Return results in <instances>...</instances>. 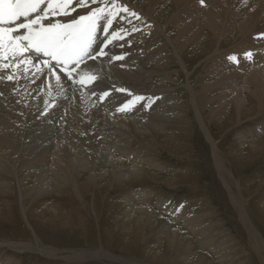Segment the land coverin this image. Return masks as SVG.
I'll return each mask as SVG.
<instances>
[{
  "label": "bare ground",
  "instance_id": "obj_1",
  "mask_svg": "<svg viewBox=\"0 0 264 264\" xmlns=\"http://www.w3.org/2000/svg\"><path fill=\"white\" fill-rule=\"evenodd\" d=\"M120 2L137 12L143 19L133 20L132 23H114V29L123 27L129 30L128 34L123 40L114 41L109 46L108 57L100 58L94 63L89 62V68L99 75L100 88L96 91L111 90V95L104 101L91 95V86L81 88L78 85L66 84L64 96H56L55 81L52 80L55 107L50 108L45 116L41 115L45 108L44 101L48 99L52 102V98L47 95L46 77L36 79L32 75L34 69L24 73L22 66L16 70L17 78L14 81H0V219L14 222L13 234H10V238H1L0 246L20 252L40 251L44 255L77 264L98 257H109L123 264H214L207 255L197 249L205 247L211 248L218 255L221 264H237V260L234 262L236 255L226 256L227 253L220 252L224 246L218 242L217 236L222 230L215 235L212 232L214 225L212 227L211 223L205 224L201 221L208 213L191 215L182 203L178 206L171 205L164 196H157L149 188L141 187L142 189L131 192L130 185L133 182L151 178L153 175L162 177L159 173L150 171V168L164 167L159 159L155 160L146 150L139 155L141 152L132 147V143L140 137L151 138L148 143L151 150L155 145H163L158 137L166 136L171 141L178 138L171 126L178 122L179 109L183 106L184 113H189L186 104L180 103L179 98L169 92V87L159 83L147 85L149 80L145 78L150 79L160 68L163 69L167 53L163 54L162 47L166 43L172 46L173 54L187 68L183 52H186L188 46L195 48L202 41L198 46L201 52H207L208 55L213 50L211 55L205 58V61L210 62L208 73L203 76L206 83L202 85L201 90H197L190 83V75L196 65V57L193 56L194 68L189 70L190 66L186 70L188 97L199 124L211 142L214 160L218 163L216 153L219 147L212 141L209 131L211 128L204 125L201 97L204 96L203 101L208 106L210 119L220 127L230 125L221 121L225 119L226 114H223L215 102L210 105L214 97L213 89L217 86L228 91L223 97H227L224 103L230 104L229 123H239L246 118H252V115L243 113L248 101L251 102L253 111L257 106L260 112L261 109L264 110V38H260L261 34H264V0H205L204 5H201L199 0ZM77 11L84 14L88 9ZM163 17H166L164 21ZM133 24L138 31H131ZM148 24L151 25L150 28L146 26ZM231 37L230 44L223 45V40ZM212 40H217L214 49L213 45L209 44ZM248 51L253 53L251 60L244 56ZM232 54L237 55L239 65L226 59ZM113 55H123L125 58L121 61L111 60ZM162 71L159 70V73ZM7 74H10V70L0 73ZM159 80L162 81V78ZM120 87L135 94L142 93L143 96L158 99H154L149 108L138 104L132 111L120 113L116 111L117 107L124 103L126 98H130L126 97L125 93L114 90ZM207 90H211V93L207 94ZM245 116L247 117L243 119ZM185 118L180 119L182 121ZM237 133L238 141L234 140L232 143L233 152L245 153L247 157H254L255 160L264 158V118L256 125L247 127L246 130L241 129ZM175 142L177 143L176 140ZM146 153L148 156L142 158ZM126 156L133 158L126 162ZM175 175H169L168 178L172 177L169 179L170 183L176 182ZM220 176L222 179L223 176ZM183 178L182 181L187 182V174H184ZM259 183L263 184L264 180H259ZM105 194H109L108 199H111L107 204L106 209L109 212L104 220L111 223L109 229L113 231L111 238L114 239L110 241L111 245L122 244L123 248L125 242L132 246L140 243L143 249L148 250L152 232L156 225L159 226L157 243L152 247L153 252H148L142 261L136 260L130 254H113L108 252L109 250L99 248L104 239L101 231L97 236L93 234L94 236L87 237L90 244L95 237L98 246L86 251L73 248L70 254H63L61 248L58 252L54 246H48L45 242V247L42 248L32 241L14 237L24 235L25 225L32 230V224L35 231L45 226L74 227L76 220L71 210H65L61 205L60 201L63 200L74 204L72 207L79 216V222L84 225L88 222L87 213L91 208L93 213L95 212L92 206L94 202L101 207ZM150 197L156 198L158 207L172 212L171 217L177 222L175 225L183 221L180 228L187 229L188 234H184L179 226L159 220V214L148 206L147 199ZM26 202L29 203L28 206ZM259 203L264 206V200ZM118 204L121 206L115 209ZM14 210L18 213L13 212ZM255 211L263 216L261 225L264 227V208L256 206ZM159 213L161 214V211ZM240 213L244 216L245 223L254 230V238L258 241L257 248L261 251L263 249L264 255V237L246 219L247 212L241 210ZM16 214L25 218L20 226L18 221L15 223ZM96 217L98 226V214ZM115 231L118 232L116 238ZM190 235L197 238L200 246L193 243ZM31 236L38 240L43 238L40 232ZM11 259L9 256L1 264H11Z\"/></svg>",
  "mask_w": 264,
  "mask_h": 264
},
{
  "label": "rangeland",
  "instance_id": "obj_2",
  "mask_svg": "<svg viewBox=\"0 0 264 264\" xmlns=\"http://www.w3.org/2000/svg\"><path fill=\"white\" fill-rule=\"evenodd\" d=\"M164 18L166 17L162 18L163 21ZM231 40L232 37L229 39H224L223 45H229ZM201 42L196 45L195 48L188 46L186 52H183L182 55H184L183 59L188 66L187 68L183 66L180 59L175 56V54H173L172 46L166 43V45L162 47L163 54L167 53L165 54L167 56L166 64L163 65V69H159L160 71H163L159 73L158 70V73H156L155 76L151 77L150 79L145 78V80H149L147 82V85L159 83L163 86H166L167 88L169 87V92H171L174 97H178V101L180 103L184 105L186 104L190 114L188 112L184 113L183 106L182 109H179L180 112L178 116L180 118L186 117L187 119L185 118L186 120L183 119L181 121V119L179 118L178 122L181 121V123L177 124L178 122H176L171 126L178 137L177 139H175L177 143L175 142V140L171 141L166 136L158 137L157 139H159L163 145H155L156 147H151V150L148 147V143L151 141V138L140 137L136 140V142L132 143V147H135V149H138L137 151L141 152L139 153V155H142V152L146 150L155 160L158 161L159 159L164 167H162L163 169H157L153 167L150 168V171L154 172L155 174L159 173L162 176L161 178L153 175L151 176V178L142 179L139 180V182H133L130 185V189H132L131 192H134L136 191V189L140 190L142 188H149V190L154 191L157 196H164L163 198L170 202L171 205L174 204L175 206H178L182 203L181 205H184L187 212L191 213V215L200 214L202 212L204 214L208 213V215H206L208 218L205 216L201 218V221H203V223L205 224L211 223L212 227L214 225V231L212 232L215 235H217L216 232L222 230V233L217 236L219 240L218 242H221V246H224L220 251L222 252V254L227 253L226 256L236 255L237 258L234 259V262L235 260H237V264H264L263 249L261 251L257 248L256 244H258V241H256L254 238L256 237L253 232L254 230L252 231L249 225L245 223V218L240 213L241 210H245L247 212L246 219H248L252 227L264 237V227H262L261 225L263 216L259 215L255 211L256 206L262 209L264 208V206H261V204L259 203V201L264 200V183H259V180H264V158L255 160L254 157H247L245 153L239 154L238 152L232 151V143L234 142V140L238 141L239 133L237 132L241 129L246 130L247 127H252L258 122L262 121V119L264 118V110L261 109V112L263 111L261 113L258 110L257 106V108L253 111L251 108V102L248 101V104H246V111L243 113H248L247 116L252 115V118H246L247 116H245L243 117V119H246H244L242 122L238 123L237 121H235L232 124L229 123L228 120L230 118V104L227 105V103H224V100H226L227 97H223V95L227 94L228 91L226 90V88L219 89L218 87L221 86H217V88L213 89L212 93L214 97L213 102H211L210 105H214L215 102V104L219 109H221L223 114H226L225 119L221 121H226L227 124L230 125L228 127H220L214 122L212 118L210 119L208 115V106L203 101L204 96L201 97L202 101L200 104L202 105L204 111V125L205 127L211 128L209 129V131L212 134V141L214 143H217L219 147V151L216 153L218 161V163L216 164L211 142L206 136L205 131H203V127L201 126V124H199L200 122H198L195 116L194 109L189 104L188 97L189 87L188 74L186 70L189 69L190 66L191 67L189 70H192L195 67L194 72L190 75V83L192 84V86H194L197 90H201L202 85L206 83L205 79H203V76L208 73L207 68L210 65V62L205 61V58L209 57L213 50L208 55L207 52H201L200 47H198L199 45H201ZM209 44L210 46L213 45L212 49H214L217 45V40H212V42L209 41ZM193 56L196 57V65L192 68V66L194 65V59L192 60ZM162 74L165 76H163ZM161 78L162 81L159 80ZM207 91V94L211 93V90ZM141 95L143 94L141 93ZM138 114L140 113L138 112ZM147 156V153L143 154L142 158H145ZM132 158L133 156L124 157L126 162H130ZM170 170L174 171L171 172ZM172 173L176 174L174 177V179H176V182H174V184L172 182L170 183L169 181V179H172V177L168 178ZM184 174H187V182L182 181L184 179ZM220 174L223 176L222 179ZM201 196L203 197V199H201ZM232 196L235 199H233ZM108 198L109 194H105L104 201H102L100 205L101 207H99L98 204L94 202L92 206H94L95 212L93 213V208H91V211L87 213L88 222H85L84 225H81L79 222V216L75 213V209L72 207L74 204L63 200L60 201V203L65 210H71L72 215L76 220V225L74 226H77L76 228L67 225H55L52 227L45 226V228H41L35 231V227L32 224V230L28 225L24 224L26 226H23L24 235H15L14 237L32 241L36 246L42 248L45 247V242L48 243V246H54L55 250H57L58 252L59 248H61L63 249V254H70V251L73 248L86 251L94 248L95 246H98V241L95 239V237L92 239V244L88 242L89 239L87 237H90L91 235L97 236L101 231L102 237L104 239L103 245L98 246L99 248L109 250L108 252L111 251V253L113 254H130V256H134L136 260L142 261L147 257L148 252H153L152 247L157 243L156 236L159 226L156 225L155 229L152 232V237L150 238V242L148 243V250L143 249L140 243L132 246L131 244H126L125 242L123 248H121L122 244L120 246L111 245L112 242L110 241L114 240L113 238H111L113 235V231H110L109 229L111 223L108 221H104L107 218V212H109L106 207L111 199ZM113 199H115V197ZM147 200L148 206L153 208V210H155L157 214H159V220H165V222L167 221L166 223H171L172 225L177 227L179 226L180 228V223H182L183 221L178 222L179 225H175V223L177 222L173 221L171 217L172 212L158 207L155 197H150ZM28 204L29 203L26 202L27 206ZM119 206H121V204H118L115 209H118ZM159 211H161V214L159 213ZM13 212L16 211L14 210ZM16 213H18V211ZM97 214L99 217L98 222L100 223L98 226L96 223L97 217L95 218ZM16 215L15 223L18 221V226H20L22 220H25V218L23 216ZM160 217L163 218L161 219ZM4 220L6 219H0V239L10 238V234H13L14 225H12V223L14 222L12 220H7V222H5ZM180 229L184 234H188L187 229ZM39 232L43 236L41 240L35 239L31 236L32 234ZM117 234L118 232L115 231V238ZM190 237V239L193 241V243H195L196 246H200L198 241H196L197 238H193L192 235H190ZM197 249L202 254L207 255L214 262V264H221L218 260V255L215 254L211 250V248L206 249L205 247H197ZM257 254L259 255V257ZM9 256L10 258H12L11 264H77L76 262H70L66 259L61 260V258H53L44 255L40 251L21 250L20 252L0 246V264L1 262H4L3 260L5 258H9ZM82 263L123 264L115 260L113 261L109 257L91 258L85 263L81 262L78 264Z\"/></svg>",
  "mask_w": 264,
  "mask_h": 264
},
{
  "label": "snow or ice",
  "instance_id": "obj_3",
  "mask_svg": "<svg viewBox=\"0 0 264 264\" xmlns=\"http://www.w3.org/2000/svg\"><path fill=\"white\" fill-rule=\"evenodd\" d=\"M204 5L205 0H199ZM78 9H88L80 14ZM75 14V15H74ZM142 17L128 8L120 0H0V73L10 70V74L0 75V81H14L16 70L24 73L32 71L36 79L46 77L48 81L45 108L41 115H48L55 107V96L51 81H55V95L64 96L65 85L90 87L91 95L100 101L111 95V90L100 88L99 75L89 68V62L109 56V46L114 41L124 39L128 29H114V23ZM151 27L150 24L146 25ZM139 29L133 24L131 31ZM260 38H264L261 34ZM251 60L253 53H244ZM123 55H113L111 60L121 61ZM239 65L237 55L226 58ZM114 87V86H113ZM125 93V102L116 111L127 113L136 105L149 108L152 97L135 94L126 88L114 89ZM144 102V103H142Z\"/></svg>",
  "mask_w": 264,
  "mask_h": 264
}]
</instances>
